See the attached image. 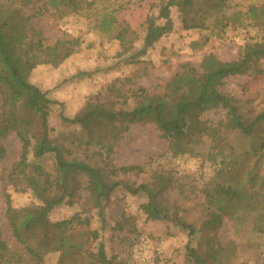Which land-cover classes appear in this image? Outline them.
Here are the masks:
<instances>
[{"label":"trees","instance_id":"trees-1","mask_svg":"<svg viewBox=\"0 0 264 264\" xmlns=\"http://www.w3.org/2000/svg\"><path fill=\"white\" fill-rule=\"evenodd\" d=\"M242 1L241 7L232 0H161L133 29L118 21L117 13L124 9L123 3L116 7L119 0H0V162L6 155L2 142L14 136L20 154L8 180L24 184L36 202L14 209L6 196V217L21 252L9 247L0 230V264H45L46 253H58L57 264H128L107 256L99 229H90V216L73 215L56 223L48 219L54 208L80 201L83 190L89 191L85 200L102 218L104 203L117 189L144 198L139 207L144 221L169 222L186 234L189 264H225L226 247L218 237L225 219L254 213L257 188H264V167L263 175L259 173L264 110L249 117L245 106L254 101L240 102L227 90L229 79L259 76L264 62V0ZM173 10L183 31L197 33L188 48L203 52L201 61L197 66L180 62L159 90L143 87L138 80L147 74L148 51L174 30ZM68 15L84 18L91 31L115 42V57L122 63L146 65L114 79L71 118L64 115L61 102L28 82L38 65L57 67L80 46L79 39L68 34L52 42L34 25ZM229 33L243 35L234 58L225 61L214 51L204 52ZM55 107L60 123L70 129L53 136L49 117ZM211 111H223L224 118L206 119ZM148 125L159 132L172 157H201L198 150L207 144L204 159L217 168L200 190L205 207L196 222L187 221L181 208L169 202L167 192L176 185L170 172L154 169L148 182L135 184L125 178L145 173L144 165L114 162L131 127ZM235 140H243V147ZM48 156L51 172L39 163ZM83 173L93 179L89 188L81 180ZM128 219L122 212L113 231L135 232ZM257 230L263 232L261 226Z\"/></svg>","mask_w":264,"mask_h":264},{"label":"rangeland","instance_id":"rangeland-1","mask_svg":"<svg viewBox=\"0 0 264 264\" xmlns=\"http://www.w3.org/2000/svg\"><path fill=\"white\" fill-rule=\"evenodd\" d=\"M124 5L123 10L117 13L118 21L127 27L137 28L145 19L150 6H159L161 0H119ZM234 6H243L242 0H232ZM174 30L163 37L148 51L146 60L147 74L138 80V83L149 89H160L167 81L180 62L189 61L195 66L199 65L203 52L191 51L188 44L196 40L197 33L183 31L178 20V14L172 11ZM34 25L40 28L53 42L68 34L78 38L80 46L74 54L59 66L38 65L29 75L28 82L35 85L43 92H47L51 99L63 104L64 115L73 117L84 105L86 100L101 93L104 88L116 78L131 75L146 65L130 66L122 63L115 57L117 45L108 43L100 35L91 31L84 18L77 15H68L62 20L54 21L44 18ZM243 35L238 33L227 34L223 41H212L205 51H214L222 60H230L237 55L238 47L242 44ZM139 44V43H138ZM261 74L256 77H236L227 81V90L240 102L253 100L245 106V114L249 117L264 110V62L259 65ZM80 72L90 73L89 77L76 78ZM107 95L103 94L102 100ZM130 107L133 102L130 101ZM58 108L55 107L49 117L51 134L68 131L70 128L63 126L57 117ZM206 119L218 122L224 118L223 111H211ZM233 143L244 145L243 140ZM6 150L5 158L0 162V230L3 239L11 249L20 251L15 242L6 217V196L9 195L14 209H20L36 203L32 193L22 183H10L8 177L13 171V166L19 160V143L14 136L2 142ZM207 144L198 150L201 154L196 157L189 155L172 157L167 144L159 137V132L152 126H132L125 135L121 146L116 149L113 158L118 165H144L145 173L131 174L125 180L135 184L148 182L150 172L163 170L170 172L176 185L168 190L167 198L170 203L181 208V216L187 221L196 222L202 215L204 198L200 190L213 176L216 164L204 159ZM32 161V158H29ZM46 171H52L53 160L48 156L40 160ZM264 161L261 162V171ZM81 180L84 186H90L93 181L91 175L83 173ZM257 210L247 212L244 217L236 215L226 218L218 234L222 244L225 245V264H264V188H257ZM89 191L81 192V200L73 206L60 205L48 215L51 223L61 222L73 215L90 216V229H99L100 239L105 245L108 257H117L128 264L143 262L142 258L135 256V251L143 244L149 246V255L155 264H189L186 259L184 246L187 236L179 228L169 222H146L144 215L139 210L144 202L143 197H132L121 189H117L104 203L102 218H98L95 209L86 202ZM125 212L130 216L129 222L136 229L135 232H115L113 228ZM261 226L263 232L257 230ZM195 245V242L193 243ZM23 253V251H22ZM22 255V254H21ZM25 255V254H23ZM58 253H46L45 264H57Z\"/></svg>","mask_w":264,"mask_h":264},{"label":"built area","instance_id":"built-area-1","mask_svg":"<svg viewBox=\"0 0 264 264\" xmlns=\"http://www.w3.org/2000/svg\"><path fill=\"white\" fill-rule=\"evenodd\" d=\"M135 256L143 259V262H139L138 264H155L149 255V246L147 244H143L141 248L136 250Z\"/></svg>","mask_w":264,"mask_h":264}]
</instances>
